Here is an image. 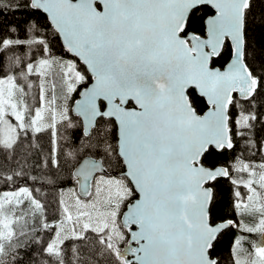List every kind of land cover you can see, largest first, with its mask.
Wrapping results in <instances>:
<instances>
[{"label":"snow or ice","instance_id":"obj_1","mask_svg":"<svg viewBox=\"0 0 264 264\" xmlns=\"http://www.w3.org/2000/svg\"><path fill=\"white\" fill-rule=\"evenodd\" d=\"M0 156V264H264V0H0Z\"/></svg>","mask_w":264,"mask_h":264},{"label":"trees","instance_id":"obj_2","mask_svg":"<svg viewBox=\"0 0 264 264\" xmlns=\"http://www.w3.org/2000/svg\"><path fill=\"white\" fill-rule=\"evenodd\" d=\"M20 14L17 13L16 16H12V15H8V19L12 20V19H20ZM224 64V60H220L218 62H216L215 65L218 66H222ZM200 107L203 109L204 105L203 102H201ZM76 136H79V132L75 133ZM40 143L45 147V150L47 149V145H48V136L47 134H42L41 138H40ZM28 144V140L25 139L24 141V147L19 149L18 151H24V148L27 147ZM32 162H35L36 160V156L33 155L31 157ZM0 162H3V158L2 156H0ZM54 171V169H53ZM39 186V185H37ZM71 187H76V185L73 183H69L68 179H67V173L65 172H61L59 173V181L57 184L55 185H50V184H45L43 190H42V196L47 200L48 204H49V209L50 211L53 210L56 206V199H57V194L59 193V191L61 189H68ZM220 189H221V193H220V199H221V206H220V211L218 212V214H222V210L224 208H226L227 206V201H228V197H229V192L226 190L229 186L227 184L226 181H222L220 184ZM4 190H8L7 188H5L3 185H0V191H4ZM235 235L234 232H229L225 238L223 239V241L221 242V247L222 249H227L228 245L231 242L232 237ZM256 235H254L253 237H255ZM253 239V238H252ZM251 240V239H250ZM69 247H71V242H69Z\"/></svg>","mask_w":264,"mask_h":264},{"label":"rangeland","instance_id":"obj_3","mask_svg":"<svg viewBox=\"0 0 264 264\" xmlns=\"http://www.w3.org/2000/svg\"><path fill=\"white\" fill-rule=\"evenodd\" d=\"M4 191H5V190H4ZM67 198H68V194H67V192H65V199H67ZM253 236H254V235H253ZM253 236L250 237L251 240H255L256 236H255V237H253ZM252 238H253V239H252Z\"/></svg>","mask_w":264,"mask_h":264},{"label":"flooded vegetation","instance_id":"obj_4","mask_svg":"<svg viewBox=\"0 0 264 264\" xmlns=\"http://www.w3.org/2000/svg\"><path fill=\"white\" fill-rule=\"evenodd\" d=\"M257 239H258V236H256L255 240H257Z\"/></svg>","mask_w":264,"mask_h":264},{"label":"water","instance_id":"obj_5","mask_svg":"<svg viewBox=\"0 0 264 264\" xmlns=\"http://www.w3.org/2000/svg\"><path fill=\"white\" fill-rule=\"evenodd\" d=\"M215 66L220 67V66H218V65H215ZM77 98H79V97H77ZM205 110H206V109H205Z\"/></svg>","mask_w":264,"mask_h":264}]
</instances>
